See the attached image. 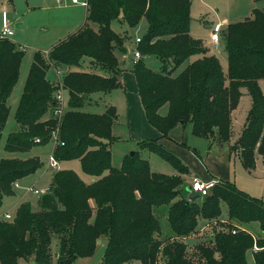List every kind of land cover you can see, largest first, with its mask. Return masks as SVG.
Returning <instances> with one entry per match:
<instances>
[{
	"label": "trees",
	"instance_id": "trees-1",
	"mask_svg": "<svg viewBox=\"0 0 264 264\" xmlns=\"http://www.w3.org/2000/svg\"><path fill=\"white\" fill-rule=\"evenodd\" d=\"M191 0H89L88 23L53 45L48 54L37 51L15 112L18 128L5 141L9 152H26L52 138L58 122L43 117L51 110L56 85L47 78L50 66H65L62 76L68 90V109L59 125V142L53 149L59 161L79 159L83 171L93 176L85 182L72 169L54 174L53 188L43 194L42 210L28 203L18 208L13 220L0 219V264H52L53 240H59L58 264H73L91 256L98 240L107 238L103 264H248L254 249L257 264H264V236L254 237L240 226L259 222L264 234V201L218 181L205 197L181 196L188 165L157 139L138 142L169 161L177 170L154 172L140 150L126 154L120 167L112 165L111 144L117 140L112 128L118 119L114 105L103 113L83 107L96 92L122 86L116 50L124 48L123 37L112 28L122 17L136 27L145 17L148 28L137 48L143 55L133 66L138 92L148 121L162 136L177 125L190 124L192 134L230 142L232 111L245 87L252 104L241 135L230 150L248 170L264 158V10L255 8L244 21L228 23L224 33L228 75L209 47L190 34ZM93 24L98 29L92 27ZM25 51L10 38L0 37V143L10 107L7 104L20 77ZM145 56L162 62L160 71L150 68ZM198 56L190 61L191 57ZM86 58L91 70H80ZM186 63L177 74L175 71ZM98 68L100 72L95 69ZM168 104L166 114L160 109ZM211 141V142H213ZM194 151V150H193ZM37 156L0 160V203L14 193L13 184L41 166ZM227 204L228 230L214 231L210 240L189 247L185 239L199 231L201 221H214ZM167 204L173 236L161 239V226L154 207ZM237 226L236 232L233 227Z\"/></svg>",
	"mask_w": 264,
	"mask_h": 264
},
{
	"label": "rangeland",
	"instance_id": "rangeland-1",
	"mask_svg": "<svg viewBox=\"0 0 264 264\" xmlns=\"http://www.w3.org/2000/svg\"><path fill=\"white\" fill-rule=\"evenodd\" d=\"M191 21H190V34L194 38L201 39L203 44H209L210 49L213 50L214 54L219 58L223 67L226 77L228 75V57L224 41V33L228 23H235L244 21L251 17L255 8L264 10V0H191ZM70 0H0V36L2 35L3 28V13L6 12L7 19L11 23V27L15 31L14 35L9 38L15 41L21 49L25 51L24 58L20 69V77L15 85L11 96L8 98L7 104L10 107V115L2 133L0 143V160L7 157H18L28 158L30 156H37L41 160L40 168L33 174L28 175L23 182H21L22 188H15V195H3L0 203V219L5 218V214L9 213L12 220L16 217L18 208L23 203L31 205L35 211L42 210V196L41 193H35L30 191V187L35 189H50L53 188L54 174L57 171L51 168L49 164V158L53 153L54 140L51 139L46 144H38L32 149L26 152H9L5 149V141L10 132L16 125L15 111L19 104V98L23 92V88L27 79L28 71L33 62L34 55L37 51L46 52L56 44L57 42L65 39L66 34L70 32V29L62 22V17L65 15L67 7L71 6ZM85 7L78 6V15L81 20H84ZM120 20L123 21L122 17L116 19L113 22V30L123 37V44L127 43L134 47L137 37H143L148 28V22L143 17L136 27H130L126 23L121 26ZM124 22V21H123ZM222 23L220 30L218 31L219 36V52L214 47L211 36L216 27L217 23ZM18 23H22V27H17ZM43 30L42 28H45ZM126 28V34H122V28ZM137 48V47H136ZM135 48V49H136ZM147 57V56H145ZM147 60V59H146ZM186 63L182 64L176 71L175 74L179 73L185 66ZM147 65L153 70L160 71L162 63L156 56H151L147 61ZM57 67V66H56ZM54 66H50L47 71L49 80L56 85V89L64 88L63 91L66 104L68 105V90L65 88L62 80L59 79L66 71L64 66H60L62 69L60 72ZM62 78V77H61ZM262 91L264 93V79L260 82ZM99 104L91 105L86 104L82 110L92 113H103L107 106V98L103 96L101 99L97 98ZM251 108V96L248 93L247 88H242V96L237 107L232 111L231 119V138L236 136L242 129L243 124L247 118L248 112ZM168 110V104H165L161 109V114H166ZM119 125V124H118ZM119 129L122 130V126ZM117 141V142H116ZM111 144L112 149V165L115 167L121 166L123 162L124 154H129L132 151L140 150L137 143L132 141L128 136L123 135V140L118 139ZM159 144L175 153L186 165L189 166L191 173L198 172L197 169L192 167L185 157V154L190 153V156L202 164L201 169L207 170L208 172H214L211 167L216 171H220V179H210L218 181H229L236 185V187L252 197L260 198L264 201V158L259 157L257 159V165L255 169L248 170L243 165L240 157L237 154H233L231 159H224L221 155L226 156L228 154L226 144L216 138V141L196 137L192 134L190 124L177 125L168 136H163L161 140H157ZM213 141V142H211ZM219 144H218V143ZM221 142V145H220ZM214 143V144H213ZM212 147V150H210ZM192 148V149H191ZM195 148L196 154L191 155L190 151ZM127 150V151H126ZM212 151V152H211ZM142 157L148 159L151 165V169L154 172L173 174L177 170L175 167L166 159L161 157L159 154L152 152L148 149L141 150ZM219 155L220 158L224 159L226 163L220 165L209 164L203 157ZM225 154V155H224ZM228 158V156H226ZM199 159V160H198ZM60 162L61 169H72L76 171L80 177L87 183L92 182L93 176L86 174L81 166L79 159H73ZM118 164V165H117ZM200 178V177H198ZM215 178V177H214ZM203 181L204 180L200 178ZM189 177H184V183L181 185V196L189 198L192 196L188 190ZM13 184V189L15 187ZM201 200V197H198ZM227 204L222 202V214L219 219L214 221H203L201 226H204L197 232V235L185 239L186 244L191 248L201 242H207L210 240L213 232L216 230H228V220L225 219L227 216ZM169 205L164 204L161 206L154 207V214L159 220L161 226V232L158 235L161 239H166L172 234V228L169 224L168 215ZM6 219V218H5ZM207 224V225H205ZM249 231L258 237L263 236L260 224L257 221L245 225ZM238 229L237 226L233 227ZM108 240L104 239L103 243L97 245L95 252L91 256L78 257L75 259L73 264H103V257L107 249ZM59 240L55 238L52 244L53 260L52 264H58L56 259V251L58 249ZM247 260L249 264H257L254 258V250L247 252ZM19 264H34L33 262H27L24 259H20Z\"/></svg>",
	"mask_w": 264,
	"mask_h": 264
},
{
	"label": "crops",
	"instance_id": "crops-1",
	"mask_svg": "<svg viewBox=\"0 0 264 264\" xmlns=\"http://www.w3.org/2000/svg\"><path fill=\"white\" fill-rule=\"evenodd\" d=\"M78 6H82V5L73 4L72 3L71 6L67 7V10L64 13L65 15L62 17V22L66 25V27H68L70 29H73V30H70V32L68 34H66L67 37L69 35H71L72 33L76 32L81 26H83L84 24L88 23V20L86 19L87 9L85 8V11H84V20H81L79 15H78ZM114 21H112V25H113ZM120 23H121V26H123L125 24V22H123L121 20H120ZM92 27L94 29H96V30L98 29V26L96 24H93ZM42 29L46 30V27L42 28ZM120 33L126 34V28H122V32H120ZM205 45L207 47H209V49H210V45L209 44H205ZM136 47H137L136 41H135L134 47H132V45H129L127 43V40H126V43L124 44V48L122 50H116V55H117V57H118V59L120 61L121 74H120L119 78H120V81L122 83V86L119 87V88H116V89H114L112 91H109V92H96V93H93L91 95V101L88 104H91V105L99 104V101L97 100V98L101 99L103 96H105L107 98V100H106L107 106L114 105L116 107L117 113H118V119H117L116 123L113 125V128H112L113 135L117 137L118 141L123 140V135H126L132 141L136 142L138 147H139L138 142L143 140V139L151 138V139L161 140L163 136H162L161 132L148 121L144 106H143L142 101H141V97H140L139 92H138V85H137L135 74L133 72V66H134V63H135L134 62V50H135ZM48 51L49 50H47L46 52H48ZM216 51L219 52V50H216ZM208 54H214V51L210 50L208 52ZM150 57L151 56L144 57V59L146 61V64H147V61L150 59ZM197 57L198 56L191 57L190 61L195 60ZM160 62H161V60H160ZM89 63H90V59L86 58L84 60L83 65L78 67V69H80V70H91V68L89 67ZM55 67H56V65H55ZM56 68L58 69V71H59V69L62 70L60 68V66H57ZM65 68H66V71H65V73H66L69 68L68 67H65ZM95 70L97 72H100V70L98 68H96ZM61 77L59 79H61ZM47 78H48V76H47ZM260 82H261V80H260ZM19 100H20V98H19ZM251 104H252V100H251ZM106 109H107V107L104 109V112H105ZM50 117H52V116H51V112L49 111L48 113H46V115L43 117V119H49ZM245 124H246V120H245V122L243 124V127H242L241 131L236 136H234L232 138L233 140H230L229 143L228 142H224V144H226V146H227V149L225 151L228 150V154H226V156H228V158L226 156L221 155L222 158L230 160L234 153L237 154L236 152H233V151L230 150V146L229 145L230 144H234L236 142V140L241 135ZM120 125L122 126V130H120L119 129L120 127H118ZM18 126L19 125L16 122V125H15V127L13 128L12 131L16 130L18 128ZM196 137H198V136H196ZM220 145H221V142H220ZM193 150L194 151H190L191 153H193L191 155H195L196 154L195 148ZM210 150H212V147H211ZM140 153L142 154L141 150H140ZM126 154H124V156ZM30 157H33V156H30ZM185 157H186L187 161L193 165L192 167H194L195 169L198 170V172H195V173H191V170H190V173L186 174L184 176V177H189L190 180L188 181V184H190V181L192 180V178L194 176L200 177V178H202L204 180H209V181L212 178L213 179H216V178L220 179V175H221L220 171H216L213 167H211V168H212V170L214 172H208L207 170L201 169L202 164L199 163L195 159V157L192 158L190 156V153H188V152H187V154H185ZM259 157H262V156L258 155L257 159ZM205 158L206 157H203V159L206 160L209 164L220 165V164L226 163V161H224V159L220 158L219 155H217V154H216V156H211L210 158H209V155H207V159H205ZM23 159H26V158H23ZM60 162H62V161H60ZM66 163H67V161L64 162V164H66ZM256 165H257V160H256ZM118 167H120V166H118ZM25 178H27V176L22 178V179H19V180H17L15 182L17 185L14 187V194L13 195H15V188H22L21 182H23L25 180ZM92 180H93V178H92ZM2 219H5V218H2ZM225 219H227V216H226ZM202 222L203 221H201V223ZM245 225H249V223L244 224V225H242L240 227L242 229H245V230L249 231V229H247L245 227ZM194 235H197V232L194 233ZM172 236H173V231H172V234H170V237H172ZM192 236H193V234H192ZM253 236L254 237H258V236H255V235H253ZM263 236H264V234H263ZM189 237H191V235ZM189 237H187V239ZM104 239H107V238H102L101 239V243L104 242ZM251 250L255 251V249H251ZM57 251H58V249H57ZM55 255H56V253H55Z\"/></svg>",
	"mask_w": 264,
	"mask_h": 264
},
{
	"label": "built area",
	"instance_id": "built-area-1",
	"mask_svg": "<svg viewBox=\"0 0 264 264\" xmlns=\"http://www.w3.org/2000/svg\"><path fill=\"white\" fill-rule=\"evenodd\" d=\"M58 2H61L62 0H57ZM73 4H79V5H83L86 9L89 5V0H70ZM6 12L3 13V28H2V35L1 37H5V38H9L10 36L14 35L15 31L13 30V28L11 27V23L10 21L7 19L6 16ZM222 26V23H217L216 27L212 33L211 39L213 42L214 47L219 50V36H218V31L220 30ZM141 40V37H137L136 38V43L138 44V42ZM46 54H48V52H46ZM142 54L141 51L136 48L134 50V62L136 63L139 59L142 58ZM61 70L59 69V72ZM64 88L62 89H56L54 94H53V100H52V107H51V116L52 118H54L57 122H58V128H56L53 133H52V138L54 140V147L55 145L59 142V125L68 109V105L66 104V99L63 93ZM69 98V97H68ZM51 168H54L56 170H60V161L54 156V154L52 153V155L49 158V164H48ZM217 184V182L215 180H210V181H203L200 178L194 176L192 178V180L190 181L189 186L191 187V194L192 195H198L200 197H205L206 195H208L211 190L215 187V185ZM15 185H17L15 183ZM30 191H33L35 193H41V194H46L50 192V189H35L34 187H30L29 188ZM5 218L7 220H12L11 215L9 213L5 214ZM207 225V224H205ZM204 226L200 227L201 228ZM233 232H236V229H233ZM254 249H258L257 246L254 247Z\"/></svg>",
	"mask_w": 264,
	"mask_h": 264
},
{
	"label": "water",
	"instance_id": "water-1",
	"mask_svg": "<svg viewBox=\"0 0 264 264\" xmlns=\"http://www.w3.org/2000/svg\"><path fill=\"white\" fill-rule=\"evenodd\" d=\"M17 27L21 28L22 27V23H18ZM130 154L133 155L134 151H132ZM188 190L191 192V187L190 186L188 187ZM196 197H198V195H192L190 199H194ZM97 243L100 244L101 243V239H99Z\"/></svg>",
	"mask_w": 264,
	"mask_h": 264
}]
</instances>
